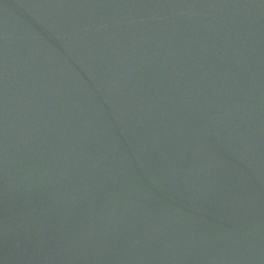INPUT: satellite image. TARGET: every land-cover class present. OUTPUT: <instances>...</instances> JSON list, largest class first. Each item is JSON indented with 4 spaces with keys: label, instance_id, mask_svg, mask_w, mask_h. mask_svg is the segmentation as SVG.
Instances as JSON below:
<instances>
[{
    "label": "water",
    "instance_id": "obj_1",
    "mask_svg": "<svg viewBox=\"0 0 264 264\" xmlns=\"http://www.w3.org/2000/svg\"><path fill=\"white\" fill-rule=\"evenodd\" d=\"M0 264H264V0H0Z\"/></svg>",
    "mask_w": 264,
    "mask_h": 264
}]
</instances>
